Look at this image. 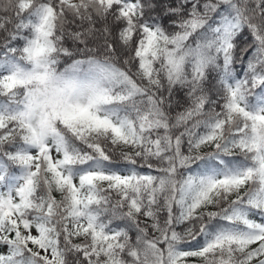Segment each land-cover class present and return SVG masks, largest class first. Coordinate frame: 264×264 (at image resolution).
Here are the masks:
<instances>
[{
	"label": "snow or ice",
	"instance_id": "1",
	"mask_svg": "<svg viewBox=\"0 0 264 264\" xmlns=\"http://www.w3.org/2000/svg\"><path fill=\"white\" fill-rule=\"evenodd\" d=\"M191 258L264 264V0H0V264Z\"/></svg>",
	"mask_w": 264,
	"mask_h": 264
},
{
	"label": "trees",
	"instance_id": "2",
	"mask_svg": "<svg viewBox=\"0 0 264 264\" xmlns=\"http://www.w3.org/2000/svg\"><path fill=\"white\" fill-rule=\"evenodd\" d=\"M161 2H163V0H161ZM171 2L173 3V5H175L176 3V0H171ZM165 27H168V19L165 18V20L163 21ZM251 42V37L250 35L247 33V31H245L239 38H238V41H237V50H236V56H237V59L239 60L240 59V56H241V51L244 47H246L249 43ZM251 54V49H249V51L247 53H244L243 55V61H241L240 63H238L236 65L237 67V71L239 74H242V71H243V67H244V64L246 63L248 57L250 56ZM142 171H146V169H143ZM190 264H199V261L197 260V258H191L190 259Z\"/></svg>",
	"mask_w": 264,
	"mask_h": 264
}]
</instances>
